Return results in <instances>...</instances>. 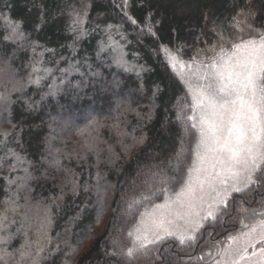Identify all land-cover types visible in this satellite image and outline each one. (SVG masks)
<instances>
[{
  "label": "trees",
  "instance_id": "obj_1",
  "mask_svg": "<svg viewBox=\"0 0 264 264\" xmlns=\"http://www.w3.org/2000/svg\"><path fill=\"white\" fill-rule=\"evenodd\" d=\"M250 10L260 13L254 26L264 24L259 0H0V66L7 61L16 70L12 82L0 81L7 96L0 100V214L10 201L19 205L6 213L0 236L12 238L0 247L18 257L27 231L24 250L35 256L36 226L47 209L40 264H211L207 254L216 251L219 228L212 236L205 229L195 243L169 238L123 258L131 244L126 234L149 205L124 208L134 189L146 191L150 172L179 181L169 161L182 139L187 162L192 158L196 133L178 119L191 115L181 113L191 97L169 54L197 62L213 55L218 33L234 38L233 17L244 20ZM17 22L23 35L6 40ZM38 76L39 84L29 83ZM14 85L21 90L11 91ZM245 200L259 209L260 197ZM241 206L248 205L238 200L227 218L233 234Z\"/></svg>",
  "mask_w": 264,
  "mask_h": 264
},
{
  "label": "snow or ice",
  "instance_id": "obj_2",
  "mask_svg": "<svg viewBox=\"0 0 264 264\" xmlns=\"http://www.w3.org/2000/svg\"><path fill=\"white\" fill-rule=\"evenodd\" d=\"M259 2L264 4V0ZM259 15V11L250 10L244 13V20L233 17L239 34L227 38L223 32L218 33V43L210 49L213 55H205L198 62L195 56L192 58V62L198 64L193 73L197 85H187L191 104L181 106V113L191 109V115L178 113V119L185 121L186 129L190 124L196 133L191 145V161L187 162L189 148L182 139L174 162L169 161L174 173H180L179 181L176 175L169 176L161 170L150 172L152 180L145 181L146 191L134 189L124 212H134L142 204L150 207L146 206L139 213L137 223L127 232L131 245L122 251L123 258L134 259L138 253L169 238L178 239L182 245L195 243L205 229L212 236L219 228L221 238L214 240L216 251L207 254L211 264H241V261L252 258H255L252 264H264V24L254 26ZM249 18L252 23L248 22ZM245 31L252 34L248 39L243 38ZM11 33L6 40L23 35L19 22L11 25ZM36 71L38 69L33 67V72ZM15 76L16 70L10 62L0 66V81L10 83ZM43 78L38 76L29 83L39 84ZM49 88L52 89V85ZM19 90L15 85L11 89ZM4 99L7 96L0 93V100ZM84 131L81 130V135ZM145 139L141 136L137 143L143 144ZM176 184L178 187H174ZM161 195L163 199L155 202ZM247 195L253 199L260 197L259 209L252 208V201L245 200ZM238 200L240 205L248 206L239 207L240 231L233 234L235 226H229L227 218L237 211ZM98 201L102 213L104 196L98 194ZM10 203L12 206L0 214V232L8 227L6 213L19 210L16 201ZM23 215L27 219V212ZM178 220L188 225L185 231L178 233L171 227ZM50 223L45 209L36 226L35 256L24 250L30 246L25 231L26 243L17 250L18 257L0 247V264H9L10 259L15 264H24L29 259L30 264H40L45 258L41 256L45 248L40 241L47 235ZM11 238V234L0 236V245H7ZM241 241L245 245L242 254L238 259H232V245ZM110 255H116V252ZM156 258L159 260L160 256L157 254Z\"/></svg>",
  "mask_w": 264,
  "mask_h": 264
},
{
  "label": "rangeland",
  "instance_id": "obj_3",
  "mask_svg": "<svg viewBox=\"0 0 264 264\" xmlns=\"http://www.w3.org/2000/svg\"><path fill=\"white\" fill-rule=\"evenodd\" d=\"M170 54H169V62L171 64V66L173 67V69L181 76V78L184 80L186 85L191 83L192 86L195 87L197 85V80L193 76V73L195 72L198 64L193 63L192 61H189V60L180 59L175 53H170ZM162 199H163V196H162V198H160L159 200H157L155 202L158 203ZM147 207H150V205ZM143 210L144 209H142L141 211H143ZM138 216H139V214H138ZM145 221H147V217H145ZM136 223H137V219H136L135 223L133 224V226ZM171 227L174 228L179 233V232L185 231L188 228V225H186L182 220H178V221H175V223ZM244 246H245L244 242H242V241L237 242L236 244L232 245V248H231L232 259H238L239 258V256L242 254V250H243ZM249 251H251V249H249ZM254 259L255 258H252V260H254ZM252 260L246 259L244 261H241V264H252Z\"/></svg>",
  "mask_w": 264,
  "mask_h": 264
}]
</instances>
